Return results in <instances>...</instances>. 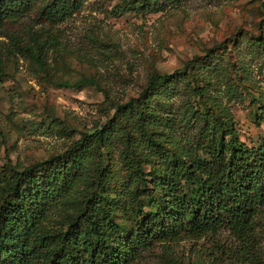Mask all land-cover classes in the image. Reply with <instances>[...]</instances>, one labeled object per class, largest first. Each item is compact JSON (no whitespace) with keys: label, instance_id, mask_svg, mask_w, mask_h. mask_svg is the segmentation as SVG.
Here are the masks:
<instances>
[{"label":"trees","instance_id":"16d2710c","mask_svg":"<svg viewBox=\"0 0 264 264\" xmlns=\"http://www.w3.org/2000/svg\"><path fill=\"white\" fill-rule=\"evenodd\" d=\"M85 1L0 0V34L14 52L44 70L50 49L44 29L28 27L25 39L7 33L5 25L31 13L41 25L61 23ZM161 1L120 0L113 13L144 14L176 2ZM205 59L194 56L182 72L152 74L136 97L122 103L110 100L91 76L56 82L66 88L94 85L114 112L63 152L23 167L10 160L0 164V264H131L153 244L215 235L222 229L234 241L227 246L232 264H264L255 228L264 208V139L249 147L226 116L211 118L207 110L190 104L192 97L203 94L198 81L203 80ZM203 83L205 88L212 85ZM172 95L185 100L186 110L171 112L154 104ZM179 130L185 131L183 145L167 147L161 135ZM112 148L119 149L123 166L145 183L132 193L134 222L128 226L113 216L120 199L107 193L114 188L112 164L105 163ZM146 148L161 158L170 156V166L163 172L156 167L145 171ZM63 208L65 215L55 218L53 212Z\"/></svg>","mask_w":264,"mask_h":264},{"label":"rangeland","instance_id":"374dc122","mask_svg":"<svg viewBox=\"0 0 264 264\" xmlns=\"http://www.w3.org/2000/svg\"><path fill=\"white\" fill-rule=\"evenodd\" d=\"M119 1L86 0L61 23L41 25L31 13L5 25L7 33L25 39V29L42 27L50 49L41 70L30 57L14 52L0 34V164L10 160L23 167L63 152L112 116L111 104L94 85L66 88L56 82L91 76L110 100L122 103L136 97L152 74L182 72L194 56L206 58V63L198 81L203 94L192 97L190 104L207 110L211 118L226 116L249 147L264 139V0H176L160 11L115 16ZM205 81L212 85L203 87ZM157 103L171 112L186 110L185 100L174 95ZM164 127L159 129L169 131ZM182 134L171 131L160 138L174 149L183 145ZM151 152L144 150L149 154L142 161L145 171L156 167L163 172L170 166V156ZM108 156L114 188L107 193L120 199L113 216L132 225V193L145 183L123 166L119 149L112 148ZM53 213L61 218L65 208ZM255 228L264 256V208ZM232 243L222 229L215 235L153 244L131 264H232L227 252Z\"/></svg>","mask_w":264,"mask_h":264}]
</instances>
